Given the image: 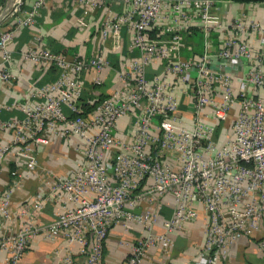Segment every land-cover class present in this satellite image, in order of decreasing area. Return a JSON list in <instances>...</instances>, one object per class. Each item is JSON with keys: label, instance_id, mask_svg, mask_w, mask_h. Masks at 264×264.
Returning a JSON list of instances; mask_svg holds the SVG:
<instances>
[{"label": "built area", "instance_id": "2783aa9c", "mask_svg": "<svg viewBox=\"0 0 264 264\" xmlns=\"http://www.w3.org/2000/svg\"><path fill=\"white\" fill-rule=\"evenodd\" d=\"M89 1L96 5L110 0ZM124 1L127 6L117 13L105 3L97 31L114 51L125 27L136 55L128 58L124 70L116 71L120 86L85 113L77 102L79 73L92 70L90 83L99 84V72L108 66L104 56H67L36 43L17 51L20 59L54 65L58 72L40 85L29 82L21 100L0 102V112L4 107L21 113L0 116V169L8 156L15 164L0 191V264H20L32 234L51 237L59 232L67 244L77 246L81 259L65 253L53 264H94L113 223L140 227L122 262L140 264L152 245L165 253L170 249L169 232L196 219V203L203 212L204 237L198 259L189 264H227L229 245L256 232V247L264 256V0H227L257 6L263 16L244 18L240 12L226 22L218 14L220 0ZM43 2L31 0L24 9L22 0H10L6 10L0 3V24L10 20L0 27V83L17 79L9 45ZM191 25L205 37L218 31L219 44L211 47L203 38L197 56L182 57L181 31ZM154 60L162 68L148 79L146 67ZM178 84L190 94L184 109L173 88ZM232 100L238 109L230 117ZM132 109L137 111L134 132L123 142L113 136V127ZM228 118V134L215 139L217 123ZM54 135H75L83 142L81 160L64 175L37 162L36 145L48 143ZM21 168L34 170L46 190L13 203L11 190ZM49 195L62 208L40 223L36 217ZM164 197L171 200L170 213L160 219Z\"/></svg>", "mask_w": 264, "mask_h": 264}, {"label": "crops", "instance_id": "0c3cea01", "mask_svg": "<svg viewBox=\"0 0 264 264\" xmlns=\"http://www.w3.org/2000/svg\"><path fill=\"white\" fill-rule=\"evenodd\" d=\"M6 1L0 0V3L4 5ZM30 1L22 0L21 7L29 8ZM106 2H109L106 6L115 13L124 10L127 6L124 0ZM106 2L93 5L89 0H44L36 10L33 21L29 25L17 29L13 35L9 47L12 49L11 62L18 68V77L14 81L0 83V102L7 104L19 101L29 82L40 85L52 80L57 75L58 68L54 65H34L18 57V49L33 43L51 51L63 52L67 56L71 54H101L108 61V66L99 72L100 83L96 87L90 83V78L94 73L92 70L79 73L81 91L77 102L80 99L94 101L120 86L116 71L126 68L128 58L136 55V50L130 46L131 34L125 27L120 30V45L114 51L109 48L107 39L98 35L97 28L105 13ZM218 14L223 22L236 15L244 18H262L263 16L262 10L257 6L227 0L225 2L220 0ZM9 22L10 20L3 21L0 27H7ZM218 35L219 32L215 30L209 32L205 37V34H202L196 25H191L190 30L181 31L179 54L182 57L197 56L202 51L203 38L208 40L207 43L211 47L215 48L219 44ZM161 68L159 61H151L147 64L145 76L151 79ZM214 86L217 88L216 93L219 96L220 87L216 82ZM184 87L185 85L179 84L173 87L181 109H184L187 105L186 101L190 97L188 92L183 91ZM230 104L229 114L232 117L238 109V103L232 100ZM62 109L65 113L69 112L66 105H62ZM0 116L3 118L18 117L21 116V113L17 109L3 107ZM136 116L137 111L134 109L119 116L113 127V136L123 142L130 141L134 132ZM228 122L229 118L217 123L215 139H221L225 134H228ZM2 136H6L5 133ZM50 138L48 143L36 145L38 165L45 166L58 175L69 173L82 158L80 150L83 147V142L75 135L67 138L54 135ZM14 166L12 157L8 156L0 169V191L9 183V170ZM19 171L21 175L18 177V184L11 190L13 203L28 200L35 193L46 190L35 177L34 170L21 168ZM163 199L158 209L160 219L169 215L171 207V200L168 197ZM144 204L147 203L142 202L140 205ZM195 207L199 210L196 219L191 222H183L179 229L169 232L173 239L170 249L165 253L157 245H152L146 249L140 264L193 263L204 237L203 212L199 209L198 203L195 204ZM61 208V202L54 195H49L36 220L46 223ZM140 233V227L136 224L131 228H124L120 223L111 224L102 242L100 258L94 264H122L129 252L131 242ZM258 235L259 232L248 236L244 235L231 243L226 254L227 264H264V256L256 247ZM65 253H70L76 261L81 259L77 246L67 244L60 232L51 237L32 234L20 258V264H53ZM2 256L3 253L0 251V258ZM197 259L196 261H198Z\"/></svg>", "mask_w": 264, "mask_h": 264}, {"label": "trees", "instance_id": "16d2710c", "mask_svg": "<svg viewBox=\"0 0 264 264\" xmlns=\"http://www.w3.org/2000/svg\"><path fill=\"white\" fill-rule=\"evenodd\" d=\"M233 1H256V0H233ZM91 85L93 86V87H96V86H98L99 84H93V83H91ZM99 98H101V96L99 97ZM98 98V99H99ZM98 99H95L94 101H85V100H79V102H78V105H79V107H80V109H81V111L83 112V113H85V112H87L91 107H92V104L95 102V101H97Z\"/></svg>", "mask_w": 264, "mask_h": 264}, {"label": "water", "instance_id": "95a60500", "mask_svg": "<svg viewBox=\"0 0 264 264\" xmlns=\"http://www.w3.org/2000/svg\"><path fill=\"white\" fill-rule=\"evenodd\" d=\"M9 3H10V0H7V1H6V3H5V6H4V10H6V9H7V7H8V5H9ZM133 210H134V211H138V209H137V208H133Z\"/></svg>", "mask_w": 264, "mask_h": 264}, {"label": "rangeland", "instance_id": "374dc122", "mask_svg": "<svg viewBox=\"0 0 264 264\" xmlns=\"http://www.w3.org/2000/svg\"><path fill=\"white\" fill-rule=\"evenodd\" d=\"M262 93L264 92V91H261Z\"/></svg>", "mask_w": 264, "mask_h": 264}]
</instances>
